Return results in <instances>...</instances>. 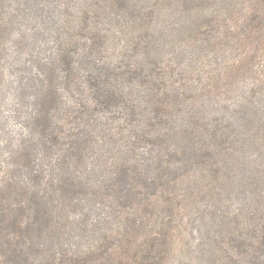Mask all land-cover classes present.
Listing matches in <instances>:
<instances>
[{
  "label": "trees",
  "instance_id": "16d2710c",
  "mask_svg": "<svg viewBox=\"0 0 264 264\" xmlns=\"http://www.w3.org/2000/svg\"><path fill=\"white\" fill-rule=\"evenodd\" d=\"M237 1L179 5L195 48L240 52L196 84L138 0H0V264H168L186 200L233 223L216 264H264V79L246 78L264 58V0L240 14ZM257 148L238 206L215 212L223 164ZM207 181L212 206L181 194Z\"/></svg>",
  "mask_w": 264,
  "mask_h": 264
},
{
  "label": "rangeland",
  "instance_id": "374dc122",
  "mask_svg": "<svg viewBox=\"0 0 264 264\" xmlns=\"http://www.w3.org/2000/svg\"><path fill=\"white\" fill-rule=\"evenodd\" d=\"M139 6L147 9L146 13L149 12L154 18L153 25L157 22L156 31H163L161 37L166 40V60H171L172 64L181 67L184 69L186 77L191 82L196 84L204 81V76L202 71L207 70L211 71L212 74H215L218 69H225L226 62L229 58L236 57L240 54L238 51H233L226 48L225 46H212V49H203L195 48L190 41H188V36L192 34L194 28H191V18L188 19V16L185 11L180 10V6L183 4V0H138ZM244 4L241 0H238L235 8H230L227 6V9L235 11L236 14H240L243 10ZM225 11V10H224ZM226 16L231 20V16L234 14L229 10H226ZM234 19V18H232ZM148 24L141 23L135 28L129 31V34L136 35L141 30L147 29ZM187 25V28H186ZM152 29V28H151ZM169 34V35H168ZM168 36V38H167ZM14 39L12 42L14 44ZM177 49L174 50V49ZM256 74L246 73V78L250 79L251 82H254L257 78L264 79V58H258L256 64ZM245 79V77H243ZM213 92H205V95L211 94ZM214 94V93H213ZM226 99L235 104L236 98L232 92H227L225 94ZM212 106H210V109ZM217 109L215 107L213 111ZM211 111V110H210ZM228 117V115H227ZM14 126L9 130H13ZM259 153L258 148L244 151L240 154H237L234 160L231 159L229 164H223V169L232 170V178L226 176V182L224 180L222 185V190L220 191V202L219 207L215 212L220 209L223 212H228L229 210H235L239 204V200L236 199L238 188H241L244 180L247 177L246 172H250L248 167L250 161L257 158L255 153ZM264 162V160H261ZM246 171V172H245ZM255 180L260 183L262 190L264 191V170L258 169L255 170ZM203 180L202 176L192 180L197 182ZM212 187L209 188H196L195 192H189L188 189L193 187V183H185L181 194L186 193H199L206 191L208 195H212V198L203 199L201 202V207L203 206H212L214 197L218 198L219 191L216 188L217 181L213 183L207 181ZM204 193V192H203ZM187 199H191L188 198ZM187 202H178L176 206V212L178 218L174 219L172 226V240L170 241L168 249L164 250L166 253H169V257L166 258L168 264H216V258L220 257L218 252L219 241L226 235L227 231L231 230L233 223L228 224L226 219L219 217L218 215L211 216L206 215V217H201V209L198 204H191L189 200ZM197 201V200H196ZM247 202H249L247 200ZM189 203V204H188ZM223 207V208H220ZM214 213V212H213ZM163 215V214H162ZM222 255V254H221ZM215 259V260H214Z\"/></svg>",
  "mask_w": 264,
  "mask_h": 264
}]
</instances>
